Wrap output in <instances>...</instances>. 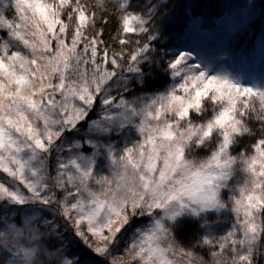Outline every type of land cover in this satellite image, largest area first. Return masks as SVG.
<instances>
[{"label":"snow or ice","instance_id":"1","mask_svg":"<svg viewBox=\"0 0 264 264\" xmlns=\"http://www.w3.org/2000/svg\"><path fill=\"white\" fill-rule=\"evenodd\" d=\"M206 28L0 0V264H264V66Z\"/></svg>","mask_w":264,"mask_h":264},{"label":"rangeland","instance_id":"2","mask_svg":"<svg viewBox=\"0 0 264 264\" xmlns=\"http://www.w3.org/2000/svg\"><path fill=\"white\" fill-rule=\"evenodd\" d=\"M253 2L255 8L250 14L248 11L242 12L241 6L226 10L227 12L225 11L226 13L217 19L215 26L212 29H206L200 36L204 38L203 42L206 46L209 44L230 45L236 60L235 66L249 73L254 80H258L264 66V51L261 47V42L264 40V0H244L243 5L247 4L251 9ZM259 18L261 19L260 27L256 32L255 24ZM255 33L254 41L247 46ZM238 38L241 44L237 45ZM232 40H234L233 43H231ZM117 255H122V252Z\"/></svg>","mask_w":264,"mask_h":264},{"label":"trees","instance_id":"3","mask_svg":"<svg viewBox=\"0 0 264 264\" xmlns=\"http://www.w3.org/2000/svg\"><path fill=\"white\" fill-rule=\"evenodd\" d=\"M167 2H169V0ZM243 3L244 0H170L175 15L182 16L186 12L187 15L191 17L195 12L201 17L202 23L207 26L206 29H212L217 19L227 12L226 10L242 6ZM260 21L261 19L259 18L255 24L256 32L260 27ZM109 30H111V27H109ZM255 35L256 33L251 36L247 46L254 41ZM234 39L236 38L234 37ZM233 42L234 40H232L231 43ZM238 44H241L239 38L237 40V45ZM97 112H99V109H97ZM93 118H95V114H93Z\"/></svg>","mask_w":264,"mask_h":264}]
</instances>
